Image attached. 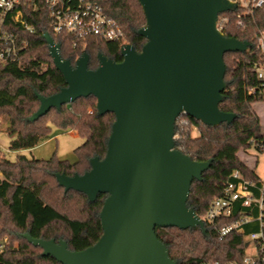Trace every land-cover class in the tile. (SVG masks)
<instances>
[{"label": "trees", "instance_id": "1", "mask_svg": "<svg viewBox=\"0 0 264 264\" xmlns=\"http://www.w3.org/2000/svg\"><path fill=\"white\" fill-rule=\"evenodd\" d=\"M74 7L77 0H65ZM105 14L122 28L123 41L139 52L146 38L138 30L146 19L138 0H99ZM35 8L20 6L32 31L24 29L7 12L4 23L22 45L15 61L0 64V131L9 137L8 149H30L51 136L52 126L74 130L82 138L75 149L76 159L68 161L54 154L48 158L27 157L18 153L14 160L0 152V264H61L52 256H43L42 249L33 246L23 236L44 240L59 239L67 248L80 251L92 246L102 235L100 210L107 194L99 193L94 200L79 191L64 190L56 180V173L72 176L90 169V159H102L107 149L114 114L99 113L94 96L80 97L59 109L51 108L36 120L29 117L37 110V94L49 96L66 86L49 55L44 34L48 33L59 45L63 59L74 63L81 54L89 56L88 68L98 66V54L120 62V42L104 41L89 35L76 40L68 33L55 34L50 26L48 8L43 0H35ZM240 5L219 13L217 26L221 34L248 42L244 51L226 52L224 83L219 109L235 114L228 122L206 125L191 116L180 114L173 126L174 147L199 162L210 160L200 179H193L186 204L203 220L205 231L199 226L180 229L156 228L157 238L165 245L175 264H200L202 261L241 264L245 254L244 234L230 231L219 236V230L247 214L257 218L256 207L236 202L228 216L209 222L205 214L211 200L221 194L237 170L244 179H261L238 156L239 151L254 148L264 151V127L253 104L264 102L260 92L264 80L256 76V68L264 63V53L257 49V35L264 32V4L251 12ZM240 21V24H238ZM264 224V213L262 215ZM258 221L246 224L245 233L258 229ZM264 234V226H263ZM5 238V241L3 239Z\"/></svg>", "mask_w": 264, "mask_h": 264}, {"label": "water", "instance_id": "2", "mask_svg": "<svg viewBox=\"0 0 264 264\" xmlns=\"http://www.w3.org/2000/svg\"><path fill=\"white\" fill-rule=\"evenodd\" d=\"M146 25L141 51L131 44L120 49L115 62L98 54V66L88 68L89 56L73 64L63 59L50 34L44 38L49 55L66 86L37 94L36 120L92 95L99 113L114 114L105 156L90 159V169L72 176L56 173L64 190L73 189L94 200L107 194L99 218L102 235L80 251L59 239L23 236L61 264H175L156 228L186 229L203 220L186 204L193 179H200L210 160L199 162L174 147L173 126L180 114L206 125L230 122L235 114L219 109L225 87L226 52L244 51L248 42L228 38L216 28L227 0H138ZM247 245V244H245Z\"/></svg>", "mask_w": 264, "mask_h": 264}, {"label": "built area", "instance_id": "3", "mask_svg": "<svg viewBox=\"0 0 264 264\" xmlns=\"http://www.w3.org/2000/svg\"><path fill=\"white\" fill-rule=\"evenodd\" d=\"M48 8L50 26L55 34L68 33L75 40L83 39L89 35L96 36L104 41L120 42V49L129 44L123 41L121 26L111 17L107 16L99 3V0H77L74 7L65 3V0H43ZM231 7L233 5L243 6L246 11L251 12L254 8L264 4V0H227ZM25 2L26 6L35 8V0H0V64L8 61H15L18 58L19 50L27 46L26 42L20 45L13 33L7 30L4 23V16L7 12L12 13L14 22L20 24L29 32L32 27L24 17V11L20 7ZM217 20V19H216ZM240 24V21H238ZM216 28L219 30L216 22ZM220 31V30H219ZM256 47L264 53V32L257 35ZM256 76L264 80V63L256 68ZM260 92L264 94V86ZM232 180H229L223 187L220 195L215 196L207 209L205 219L209 222L220 216H228L233 211L236 202L241 206L256 207L257 218L247 214H239V217L219 230V236H225L230 231L244 234L247 238L246 248L251 242L254 251L250 254L246 252L241 264H264V234L262 215L264 213V178L258 183L250 179H244L237 170L230 173ZM258 221V229L245 233L246 224ZM5 241V238L3 239ZM3 244H0V251ZM200 264H238L236 262L221 263L218 261H202Z\"/></svg>", "mask_w": 264, "mask_h": 264}, {"label": "rangeland", "instance_id": "4", "mask_svg": "<svg viewBox=\"0 0 264 264\" xmlns=\"http://www.w3.org/2000/svg\"><path fill=\"white\" fill-rule=\"evenodd\" d=\"M253 108L260 115L261 124L264 127V102L254 104ZM67 131L68 130L64 131L55 126H52L51 139L39 143L38 145L34 146V149H30L20 153L24 154L27 157L34 156L36 158L44 159H48L54 154L60 159H66L72 162L76 159L74 149L78 145H80L83 140L80 136L73 137L69 135ZM57 133L58 137H54V135ZM9 140L10 139L8 135L5 132L0 131V152L6 158L14 160L18 153L8 149ZM239 156H241V158L243 159L245 158L248 161L255 173L261 179L264 178V151L258 152L254 148H250L248 151H240ZM245 240L248 241L247 238H245ZM253 251L254 247L250 242L248 244V247L246 248V252L251 254Z\"/></svg>", "mask_w": 264, "mask_h": 264}, {"label": "crops", "instance_id": "5", "mask_svg": "<svg viewBox=\"0 0 264 264\" xmlns=\"http://www.w3.org/2000/svg\"><path fill=\"white\" fill-rule=\"evenodd\" d=\"M257 103H259V102H257ZM254 104H256V103H254ZM253 104V105H254ZM258 114V113H257ZM258 116H259V119H260V123H261V118H260V115L258 114ZM262 125V124H261ZM67 133L69 134V135H71V136H73V137H76V136H78V134H77V132L76 131H74V130H68L67 131ZM54 137H58V133L57 134H55L54 135ZM52 138V134H51V136L48 138V139H46V140H49V139H51ZM45 141V140H44ZM35 147H33V148H30V149H34ZM30 149H22V150H19V151H15V152H17V153H20V152H24V151H27V150H30ZM239 154H240V151H239V153H238V156H239ZM239 158L250 168V169H253L252 167H251V165L248 163V161L244 158H241V156H239Z\"/></svg>", "mask_w": 264, "mask_h": 264}]
</instances>
